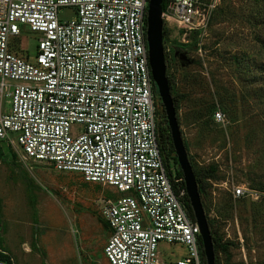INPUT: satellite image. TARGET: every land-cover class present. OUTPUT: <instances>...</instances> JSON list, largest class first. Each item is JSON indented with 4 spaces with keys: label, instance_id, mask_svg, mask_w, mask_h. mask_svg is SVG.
<instances>
[{
    "label": "built area",
    "instance_id": "2783aa9c",
    "mask_svg": "<svg viewBox=\"0 0 264 264\" xmlns=\"http://www.w3.org/2000/svg\"><path fill=\"white\" fill-rule=\"evenodd\" d=\"M217 3L166 0L162 21L186 41L208 24ZM147 5L0 0V140L16 145L25 159L126 193L100 207L110 229L103 246L108 264H203L199 227L183 202V178L173 165L167 169L158 145ZM63 6L74 7L76 18L59 20ZM21 26L35 33L32 60L18 49ZM213 119L224 117L216 111ZM253 193L259 195L231 188L233 197ZM159 241L181 244L187 255L167 263Z\"/></svg>",
    "mask_w": 264,
    "mask_h": 264
},
{
    "label": "rangeland",
    "instance_id": "374dc122",
    "mask_svg": "<svg viewBox=\"0 0 264 264\" xmlns=\"http://www.w3.org/2000/svg\"><path fill=\"white\" fill-rule=\"evenodd\" d=\"M57 17L73 20L76 9L59 7ZM21 31L18 49L32 60L35 33ZM180 33L163 23L166 76L195 177L215 169L204 192L198 188L208 225L227 243L226 252L214 250L215 264H264V0H218L205 27L186 41ZM233 186L259 195L233 197ZM125 194L0 143V253L12 264H108L100 207ZM158 252L167 263L187 255L165 241Z\"/></svg>",
    "mask_w": 264,
    "mask_h": 264
},
{
    "label": "water",
    "instance_id": "95a60500",
    "mask_svg": "<svg viewBox=\"0 0 264 264\" xmlns=\"http://www.w3.org/2000/svg\"><path fill=\"white\" fill-rule=\"evenodd\" d=\"M162 1L163 0H148L146 11L145 34L150 74L156 88L157 97L165 114L171 142L174 148V154L177 164L182 172L186 196L194 220L199 227L204 264H215L212 234L201 203L196 177L182 141L176 117V110L166 76L165 54L162 38ZM175 53L177 52L175 51ZM179 55L180 58L184 60V54L179 53Z\"/></svg>",
    "mask_w": 264,
    "mask_h": 264
},
{
    "label": "trees",
    "instance_id": "16d2710c",
    "mask_svg": "<svg viewBox=\"0 0 264 264\" xmlns=\"http://www.w3.org/2000/svg\"><path fill=\"white\" fill-rule=\"evenodd\" d=\"M166 4V0L162 1V8L165 7ZM175 52V48L173 50ZM176 52L179 53H183V51L181 50H177ZM180 61L185 62V60H182L180 58ZM154 92H155V100H156V115H157V140H158V145H159V149H160V153L163 159V162L165 164V166L167 167V169L169 170L170 165H173L175 167V172L177 174V176L182 178V172L177 164V160L174 154V148L171 142V138H170V134H169V129L167 126V121L165 118V114L162 108V105L157 97L156 94V88L154 87ZM173 99V103L174 106L176 107V98L174 96H172ZM0 143H4L3 141L0 140ZM215 172L214 167L209 166L206 170L201 169L197 174H196V182L198 185V188L201 192H204L205 190V185H206V179L210 178L211 176H213ZM261 186H264V183H260ZM180 186L184 187V183L183 180L180 182ZM260 186V187H261ZM259 187V188H260ZM264 188V187H263ZM260 188V189H263ZM183 202L185 205V208L187 210L188 215L194 219L193 217V213L191 210V207L189 205V201L188 198L186 196V194L184 195L183 198ZM210 225V229H211V234H212V241H213V246H214V250L218 251V252H226L227 250V243L226 242H222V239L220 238V236L218 235L217 231L215 229L212 228L211 223L209 222ZM199 242L201 245V239L199 238ZM202 248V245H201ZM201 254H202V258H203V264H204V257H203V252L201 250ZM0 260H4L7 262V264H12V262L9 260L8 256L0 253ZM217 264V262H216Z\"/></svg>",
    "mask_w": 264,
    "mask_h": 264
}]
</instances>
